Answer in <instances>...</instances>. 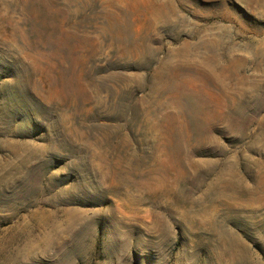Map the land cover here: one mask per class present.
Here are the masks:
<instances>
[{"label": "rangeland", "instance_id": "obj_1", "mask_svg": "<svg viewBox=\"0 0 264 264\" xmlns=\"http://www.w3.org/2000/svg\"><path fill=\"white\" fill-rule=\"evenodd\" d=\"M0 264H264V0H0Z\"/></svg>", "mask_w": 264, "mask_h": 264}]
</instances>
